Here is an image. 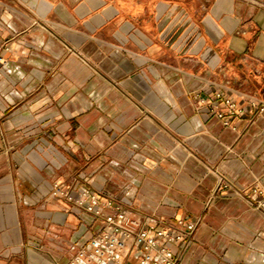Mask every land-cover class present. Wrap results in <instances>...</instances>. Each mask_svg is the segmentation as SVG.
<instances>
[{
    "label": "crops",
    "instance_id": "crops-1",
    "mask_svg": "<svg viewBox=\"0 0 264 264\" xmlns=\"http://www.w3.org/2000/svg\"><path fill=\"white\" fill-rule=\"evenodd\" d=\"M0 52V264H70L99 229L51 194L75 177L195 220L180 264H264V0H0Z\"/></svg>",
    "mask_w": 264,
    "mask_h": 264
},
{
    "label": "built area",
    "instance_id": "built-area-1",
    "mask_svg": "<svg viewBox=\"0 0 264 264\" xmlns=\"http://www.w3.org/2000/svg\"><path fill=\"white\" fill-rule=\"evenodd\" d=\"M0 62H4L1 52ZM229 89L223 84L201 97V102L227 125L232 118L242 117L246 112L233 97L226 95L225 91ZM244 95L251 105L264 103L255 95ZM213 99L220 101L224 110L218 109ZM73 184L76 186L74 192L72 185L54 182L52 196L60 197L71 207L90 215L99 229L78 247L70 264H127L125 257H133L138 264H180L182 246L193 239L195 220L169 221L150 217L132 209L121 198L79 185L76 177ZM220 185L232 186L225 179H221ZM248 190L249 199L264 210V173L252 181Z\"/></svg>",
    "mask_w": 264,
    "mask_h": 264
}]
</instances>
